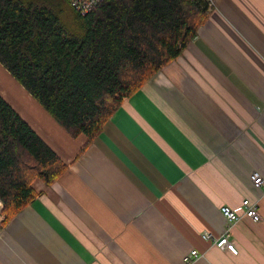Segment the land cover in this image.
<instances>
[{"label": "crops", "instance_id": "1", "mask_svg": "<svg viewBox=\"0 0 264 264\" xmlns=\"http://www.w3.org/2000/svg\"><path fill=\"white\" fill-rule=\"evenodd\" d=\"M184 52L124 98L89 144L23 90L2 96L67 166L0 226V264H264V0H213ZM22 91V92H21ZM262 220L221 236L223 206ZM3 217L0 215V224Z\"/></svg>", "mask_w": 264, "mask_h": 264}, {"label": "trees", "instance_id": "2", "mask_svg": "<svg viewBox=\"0 0 264 264\" xmlns=\"http://www.w3.org/2000/svg\"><path fill=\"white\" fill-rule=\"evenodd\" d=\"M211 14L207 0H0V65L71 138L89 144L120 106L176 60ZM67 170L0 95V226Z\"/></svg>", "mask_w": 264, "mask_h": 264}, {"label": "built area", "instance_id": "3", "mask_svg": "<svg viewBox=\"0 0 264 264\" xmlns=\"http://www.w3.org/2000/svg\"><path fill=\"white\" fill-rule=\"evenodd\" d=\"M103 0H70L71 8L80 16H86L89 14L92 9L100 4ZM209 8L212 6L213 0H207ZM252 185L255 188H260L264 186V174L261 172L254 170L250 176ZM2 208V204L0 202V210ZM220 213L225 220L226 227L221 236L218 238L213 237L208 233H203L202 238L210 241L216 248L220 250H226L232 255H237L238 250L235 244L229 240L230 237V228L238 222L241 218H247L251 222L258 223L262 220V217L257 209V203L250 202L248 199H243L236 207L229 208L227 206H223L220 209ZM198 254L196 251L190 252L184 258L185 264H190L193 260L198 258Z\"/></svg>", "mask_w": 264, "mask_h": 264}, {"label": "rangeland", "instance_id": "4", "mask_svg": "<svg viewBox=\"0 0 264 264\" xmlns=\"http://www.w3.org/2000/svg\"><path fill=\"white\" fill-rule=\"evenodd\" d=\"M18 90L23 89H21L20 85L0 65V93L2 96L5 97L8 94L13 95V93L18 95Z\"/></svg>", "mask_w": 264, "mask_h": 264}]
</instances>
